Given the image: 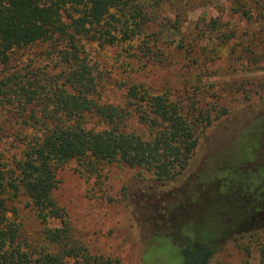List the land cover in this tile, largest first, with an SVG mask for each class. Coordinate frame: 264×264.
<instances>
[{
    "label": "trees",
    "instance_id": "1",
    "mask_svg": "<svg viewBox=\"0 0 264 264\" xmlns=\"http://www.w3.org/2000/svg\"><path fill=\"white\" fill-rule=\"evenodd\" d=\"M182 3L0 0V67L5 68L0 103L15 109L19 123L9 132L13 144L0 147V264H121L92 253L55 200L56 170L72 160L90 188L101 183L106 164L139 169L136 191L147 204L162 193L172 194L178 189L169 186L182 182L177 200L154 214L159 220L141 224L142 264H208L228 240L243 236L257 238L256 264H264V114L241 132L246 149L240 169H218L190 180L186 172L199 133L218 116H213V106L199 109L198 98L188 104L168 88L155 91L138 81L122 82L123 104L102 102L99 82L105 72L84 52L85 41L120 47L116 60L120 58L123 72L158 61L154 57L161 38L155 21L167 19V10L178 17ZM230 9L244 18L248 12L245 0H233ZM219 24L212 20L206 31L181 37L166 49L206 67L224 46L213 42ZM221 38L229 39L227 34ZM44 43L50 47L44 54L57 72L34 66L32 59L19 64L20 51ZM238 44L245 47V41ZM211 191H217L216 204ZM232 192L245 194L244 212L230 213L223 203ZM20 196L42 225L35 237L25 236L16 219ZM52 219L59 226H50Z\"/></svg>",
    "mask_w": 264,
    "mask_h": 264
},
{
    "label": "rangeland",
    "instance_id": "2",
    "mask_svg": "<svg viewBox=\"0 0 264 264\" xmlns=\"http://www.w3.org/2000/svg\"><path fill=\"white\" fill-rule=\"evenodd\" d=\"M181 3L182 13L178 17L176 12L167 10V19L155 21L161 38L158 54L154 57L158 61L151 60L139 69L123 72L118 64L120 58L116 60L120 47L98 46L95 42L85 41L83 48L88 60L105 72L99 82L103 84L99 94L102 102L123 104L125 85L122 82L138 81L155 91L168 88L175 96L184 97L188 104L198 98L199 109L213 106V116H218L199 133L198 146L186 172L191 180L196 174L218 169L234 171L245 162V137L241 132L255 117L264 114V0H245V9L248 10L245 18L230 9L233 0H188L186 3L181 0ZM215 19L220 24L213 33V42L218 44L217 48L224 43L219 58L202 67L200 62L191 64L186 58L169 54L166 45L173 46L181 37L192 38L199 30L206 31ZM223 34L229 39L222 41ZM241 41H245V47L238 44ZM233 46L237 48L234 52ZM49 48L44 43L20 51L18 62L22 65L21 61L32 59L34 66L55 73L54 62L44 54ZM3 72L5 68L0 67V78ZM14 110L9 111L0 103V147L13 144V136L9 135L11 126L12 130L19 127ZM78 168L74 160L58 167V184L53 192L55 200L65 208L76 235L86 242L92 253L117 258L121 264H142L144 240L141 224L148 219L150 223L159 220L154 214L177 200L182 182L169 186L168 189H178L172 194L162 193V198L147 204L140 199L142 193L136 191L139 169L118 163L106 164L102 168L101 183L90 188L89 180ZM216 192L211 191L215 204L219 202L215 198ZM243 192L241 195L232 192L231 197L224 199L230 213L244 212ZM15 207L23 234L37 236L42 225L23 196L15 202ZM48 224L59 226V221L52 219ZM256 239L243 236L228 240L208 264H256Z\"/></svg>",
    "mask_w": 264,
    "mask_h": 264
}]
</instances>
